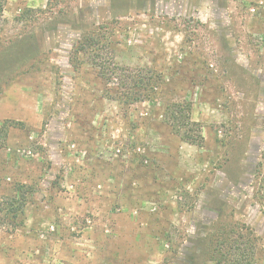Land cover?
<instances>
[{
    "label": "rangeland",
    "instance_id": "374dc122",
    "mask_svg": "<svg viewBox=\"0 0 264 264\" xmlns=\"http://www.w3.org/2000/svg\"><path fill=\"white\" fill-rule=\"evenodd\" d=\"M100 34L164 78L162 111L112 99L76 51ZM160 101L192 104L199 145ZM18 184L31 199L23 227L0 213V264H215L219 236L230 263L264 264V0H7L0 204Z\"/></svg>",
    "mask_w": 264,
    "mask_h": 264
},
{
    "label": "trees",
    "instance_id": "16d2710c",
    "mask_svg": "<svg viewBox=\"0 0 264 264\" xmlns=\"http://www.w3.org/2000/svg\"><path fill=\"white\" fill-rule=\"evenodd\" d=\"M6 2L7 0H0V24ZM76 51L90 55L91 63L98 67L100 71V78L108 83V91L112 95L110 96L114 97L112 99L124 100L126 104L148 102L153 105V112L159 113V111H162L155 108V103L159 102L161 95H165L163 91L168 84L159 74L151 70H133L119 66L114 54L109 52L102 43L101 34L86 35L78 43ZM160 102L164 104L162 107L164 114H159V117H163V125L167 126L182 143L199 145L204 138L198 124L191 120L192 104L190 102H170L166 104ZM15 193L16 195L9 196L2 201L0 213L3 214L4 220L12 221L14 226L23 227V217L25 216L26 207L30 203L28 199H31L29 197L31 193L29 187L25 184L16 185ZM220 240L221 237L219 236L212 254L213 256L219 255L221 260L213 259V262L215 264H241L240 260L239 262L237 260L230 263L231 260L227 258L228 254L223 255V250L228 248V245L225 240ZM247 257H251V255H244L243 260H247Z\"/></svg>",
    "mask_w": 264,
    "mask_h": 264
}]
</instances>
